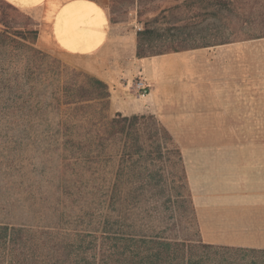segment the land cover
Returning a JSON list of instances; mask_svg holds the SVG:
<instances>
[{
  "label": "trees",
  "instance_id": "trees-1",
  "mask_svg": "<svg viewBox=\"0 0 264 264\" xmlns=\"http://www.w3.org/2000/svg\"><path fill=\"white\" fill-rule=\"evenodd\" d=\"M0 24V264H264V248L125 224L114 182H99L97 166L116 156L118 177L144 149L140 120L155 118L109 117L105 81L56 58L47 64L37 28ZM251 36H264V0H179L136 30V56ZM155 125L157 144H173Z\"/></svg>",
  "mask_w": 264,
  "mask_h": 264
},
{
  "label": "crops",
  "instance_id": "crops-1",
  "mask_svg": "<svg viewBox=\"0 0 264 264\" xmlns=\"http://www.w3.org/2000/svg\"><path fill=\"white\" fill-rule=\"evenodd\" d=\"M4 1L36 15L42 49L108 84L112 112L151 114L172 136L202 242L264 248V36L139 58L110 0Z\"/></svg>",
  "mask_w": 264,
  "mask_h": 264
},
{
  "label": "rangeland",
  "instance_id": "rangeland-1",
  "mask_svg": "<svg viewBox=\"0 0 264 264\" xmlns=\"http://www.w3.org/2000/svg\"><path fill=\"white\" fill-rule=\"evenodd\" d=\"M175 1L179 0H110L109 14L112 22L137 30L146 19ZM4 2L0 0V23L35 27L38 35L39 22L34 13L17 7L12 9ZM34 46L43 52L47 64L54 65L53 58L63 62L61 56L42 49L37 38ZM69 66L86 72L82 68ZM107 114L112 117L115 112L108 107ZM155 123L156 118L140 120L138 127L144 149L132 162L125 163L126 167L122 168L118 177L115 175L118 163L114 156L111 163L104 164L103 161L101 165L98 164L97 178L99 182L106 181L105 185L114 182L111 187L112 199L115 207L120 208L125 224H131L141 233L161 231L172 237L200 239L183 165L178 161L173 146L176 143L174 140L173 144L162 140L160 145L157 144ZM118 145L115 143V147Z\"/></svg>",
  "mask_w": 264,
  "mask_h": 264
},
{
  "label": "built area",
  "instance_id": "built-area-1",
  "mask_svg": "<svg viewBox=\"0 0 264 264\" xmlns=\"http://www.w3.org/2000/svg\"><path fill=\"white\" fill-rule=\"evenodd\" d=\"M132 88L139 97H145L149 94L150 84L142 76H136L132 81Z\"/></svg>",
  "mask_w": 264,
  "mask_h": 264
}]
</instances>
